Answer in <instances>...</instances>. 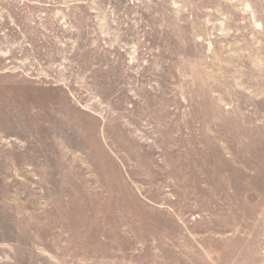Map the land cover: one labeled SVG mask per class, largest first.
Listing matches in <instances>:
<instances>
[{
	"label": "rangeland",
	"instance_id": "rangeland-1",
	"mask_svg": "<svg viewBox=\"0 0 264 264\" xmlns=\"http://www.w3.org/2000/svg\"><path fill=\"white\" fill-rule=\"evenodd\" d=\"M0 264H264V0H0Z\"/></svg>",
	"mask_w": 264,
	"mask_h": 264
}]
</instances>
